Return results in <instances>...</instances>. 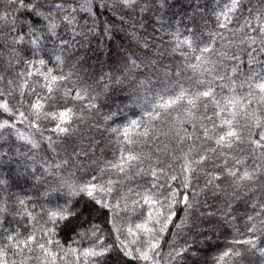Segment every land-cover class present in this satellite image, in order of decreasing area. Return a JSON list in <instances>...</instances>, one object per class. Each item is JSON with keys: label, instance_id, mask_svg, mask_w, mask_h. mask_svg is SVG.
<instances>
[{"label": "snow or ice", "instance_id": "6c2138e0", "mask_svg": "<svg viewBox=\"0 0 264 264\" xmlns=\"http://www.w3.org/2000/svg\"><path fill=\"white\" fill-rule=\"evenodd\" d=\"M0 264H264V0H0Z\"/></svg>", "mask_w": 264, "mask_h": 264}, {"label": "trees", "instance_id": "16d2710c", "mask_svg": "<svg viewBox=\"0 0 264 264\" xmlns=\"http://www.w3.org/2000/svg\"><path fill=\"white\" fill-rule=\"evenodd\" d=\"M221 243H223V241L221 240Z\"/></svg>", "mask_w": 264, "mask_h": 264}]
</instances>
